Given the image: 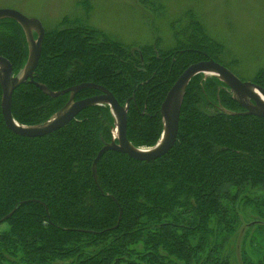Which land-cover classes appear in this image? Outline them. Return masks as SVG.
Instances as JSON below:
<instances>
[{
    "label": "trees",
    "instance_id": "1",
    "mask_svg": "<svg viewBox=\"0 0 264 264\" xmlns=\"http://www.w3.org/2000/svg\"><path fill=\"white\" fill-rule=\"evenodd\" d=\"M138 2L145 12L163 10L159 0ZM89 3H80L84 17L45 29L35 82L52 92L94 83L121 105L130 101L127 137L136 148L160 140L161 105L188 67L214 60L235 74L238 62L224 60L225 47L191 11L172 45H126L90 24ZM0 56L15 76L23 73L29 46L14 20L0 21ZM252 83L264 89V69ZM98 95L87 89L76 100ZM2 96L0 85V224L8 225L0 232V264H233L230 246L244 222L250 241L237 247L241 264H264V118L245 115L217 77L200 74L189 83L166 156L140 162L108 152L97 181L93 163L115 127L109 106L29 138L6 127ZM69 98L26 82L14 92L12 115L20 125H41Z\"/></svg>",
    "mask_w": 264,
    "mask_h": 264
},
{
    "label": "rangeland",
    "instance_id": "2",
    "mask_svg": "<svg viewBox=\"0 0 264 264\" xmlns=\"http://www.w3.org/2000/svg\"><path fill=\"white\" fill-rule=\"evenodd\" d=\"M83 1L0 0V9L19 11L51 30L67 16L84 17L85 10L80 6ZM88 1L90 24L126 45L154 44L160 39L165 46H170L171 34L187 26L186 14L191 11L204 23L210 35L225 47L224 60L238 62L231 70L240 74L243 81L252 82L254 75L264 69V0H159L163 10L157 12H145L146 8H141L138 0ZM34 33L37 36V32ZM249 223L244 222L241 226L234 239L236 247L230 246L233 264H241L240 248L237 247L250 241V233L246 235L247 232L242 230ZM7 229L6 223L0 224V232ZM229 252L226 247L225 254L229 256Z\"/></svg>",
    "mask_w": 264,
    "mask_h": 264
},
{
    "label": "water",
    "instance_id": "3",
    "mask_svg": "<svg viewBox=\"0 0 264 264\" xmlns=\"http://www.w3.org/2000/svg\"><path fill=\"white\" fill-rule=\"evenodd\" d=\"M4 19L14 20L22 27L29 46L28 61L20 76H15L10 61L0 56V85L3 91L1 109L6 127L14 134L22 137L41 138L66 127L86 109L95 106H109L115 120L113 133L116 131L117 136L114 137L113 134L111 143L104 145L93 163V176L96 181L98 163L108 152L127 155L140 162H151L161 159L173 149L178 138L180 115L185 92L189 83L197 75L209 74L217 77L230 88L233 98L246 110L245 115L264 118V89L262 87L252 82L242 81L229 69L214 60L202 61L191 65L181 74L162 103L160 114L163 123V135L158 144L149 149L136 148L127 137L130 101H127L126 105H121L109 90L94 83H83L64 91L52 92L46 86L35 82V72L42 55L45 28L39 20L28 18L13 9H0V21ZM35 31L37 32V37H35ZM26 82L34 84L52 98L69 95V101L47 122L41 125H20L12 115L13 95ZM87 89L97 90L101 95L84 100H76V95ZM13 213L2 221L8 220Z\"/></svg>",
    "mask_w": 264,
    "mask_h": 264
},
{
    "label": "bare ground",
    "instance_id": "4",
    "mask_svg": "<svg viewBox=\"0 0 264 264\" xmlns=\"http://www.w3.org/2000/svg\"><path fill=\"white\" fill-rule=\"evenodd\" d=\"M262 97V96H261ZM117 136V132L116 131H114V137H116Z\"/></svg>",
    "mask_w": 264,
    "mask_h": 264
}]
</instances>
